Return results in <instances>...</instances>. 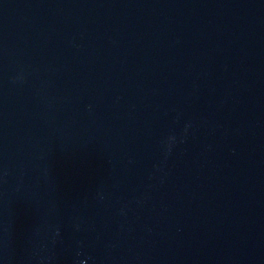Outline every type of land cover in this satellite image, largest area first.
Masks as SVG:
<instances>
[{
	"label": "water",
	"instance_id": "obj_1",
	"mask_svg": "<svg viewBox=\"0 0 264 264\" xmlns=\"http://www.w3.org/2000/svg\"><path fill=\"white\" fill-rule=\"evenodd\" d=\"M0 264H264V0H0Z\"/></svg>",
	"mask_w": 264,
	"mask_h": 264
}]
</instances>
